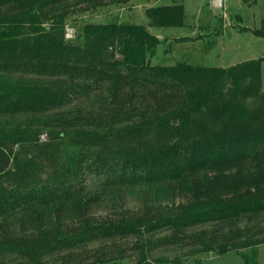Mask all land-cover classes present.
Returning <instances> with one entry per match:
<instances>
[{"label": "trees", "instance_id": "16d2710c", "mask_svg": "<svg viewBox=\"0 0 264 264\" xmlns=\"http://www.w3.org/2000/svg\"><path fill=\"white\" fill-rule=\"evenodd\" d=\"M103 1L0 0V72L19 78L0 82L1 264L109 261L126 247L74 248L128 237L137 264H164L147 253L238 243L239 223L264 217L261 59L151 63L149 27L185 24L177 1L145 8L147 25L83 22L66 37L69 14ZM260 242L241 264H260Z\"/></svg>", "mask_w": 264, "mask_h": 264}, {"label": "rangeland", "instance_id": "374dc122", "mask_svg": "<svg viewBox=\"0 0 264 264\" xmlns=\"http://www.w3.org/2000/svg\"><path fill=\"white\" fill-rule=\"evenodd\" d=\"M172 1L183 4L186 13L185 24L183 27H149L151 33L159 35L161 38L156 51L150 57L151 63H171L185 60L195 65L227 67L250 59H261V81L262 89L264 88V36H262L264 32V0H127L123 3L104 0L101 4L82 7V9H76L69 14L66 20V37H71L73 24L83 22L105 23L115 20L147 25L145 8ZM179 36H185V40L177 41L176 37ZM17 78L16 74L0 72V82H15ZM79 102L71 103L69 107H75ZM239 111L241 108L238 106L235 113ZM7 120H10L9 116L0 115V124H5ZM39 139H46L44 129H41ZM88 185L93 189L92 184ZM129 194L135 195L136 193ZM126 199L128 207L136 208L138 206L131 196L127 195ZM96 212L104 214L105 210L100 205ZM239 225L242 228L247 226V229L238 243L220 242L209 250H203L200 246L155 249L147 253V257L156 260L162 259L164 264H241L244 262V258L240 252L248 251V246L255 239H261L262 242L258 243L256 247L257 259L260 264H264V217L250 222L243 220ZM257 227L262 228V231H256L254 236L251 235L252 230ZM200 228L210 229L209 225H205L196 226L191 230L196 231ZM134 239V237H128L104 242L93 241L83 248L78 247L74 250L78 255L86 256L94 251L97 253L111 248L121 250L126 247V251L119 258L95 262L92 260L93 256H86L85 262L82 264H137L138 260L142 258V254L140 250L129 247L135 242ZM82 251L84 252L82 253ZM4 256V261L15 264V260H10L12 254L8 253L7 256L6 254ZM0 259L2 258L0 257Z\"/></svg>", "mask_w": 264, "mask_h": 264}]
</instances>
